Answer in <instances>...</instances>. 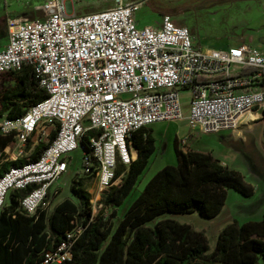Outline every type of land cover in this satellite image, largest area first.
<instances>
[{
    "label": "built area",
    "instance_id": "built-area-1",
    "mask_svg": "<svg viewBox=\"0 0 264 264\" xmlns=\"http://www.w3.org/2000/svg\"><path fill=\"white\" fill-rule=\"evenodd\" d=\"M42 1L45 19L7 20L0 74L31 67L47 97L21 118H1L0 132L14 134L20 156L30 141L36 146L48 142L52 131L56 136L36 161L2 175L0 211L11 191L29 190L21 205L34 215L78 149L81 176L98 178L107 192L118 181V166L134 161L133 132L184 119L183 90L191 93L188 121L194 130L236 132L262 118L264 51L249 45L197 51L190 30L169 15L160 28H140L135 19L140 3L113 0L112 8L78 16L71 15L68 0ZM244 69L250 72L240 74ZM207 77L220 79L204 81ZM87 130L99 133L89 140L90 152L81 143ZM71 246L64 242L46 252L40 264L70 262Z\"/></svg>",
    "mask_w": 264,
    "mask_h": 264
},
{
    "label": "trees",
    "instance_id": "trees-1",
    "mask_svg": "<svg viewBox=\"0 0 264 264\" xmlns=\"http://www.w3.org/2000/svg\"><path fill=\"white\" fill-rule=\"evenodd\" d=\"M244 69L240 74L249 73ZM0 119H18L47 97L31 67L0 74ZM207 77L204 81H217ZM8 82V83H7ZM264 121V111L262 112ZM87 130L82 146L90 152V138L98 136ZM27 145L28 156L1 164L4 150L16 143L14 134L0 132V178L13 166L36 161L55 138ZM131 148L138 157L129 167L119 165L116 179L102 197V207L94 213L90 194L79 176L70 186L72 197L56 205L51 214L43 208L34 215L21 205L29 190H13L10 204L0 214V264H40L46 252L62 243H71L72 260L66 264H258L264 262V215L260 221L243 224L234 221L219 234L215 251L210 252L205 233L176 220H162L165 214L198 213L202 218L217 217L224 209L228 188L245 196L254 187L237 170L225 166L210 152L183 150L176 140L177 165H167L146 184L143 192L124 211L119 209L132 194L138 180L156 152L152 128L133 132ZM33 147V148H32ZM111 211L110 214L108 212ZM72 235V237H70Z\"/></svg>",
    "mask_w": 264,
    "mask_h": 264
},
{
    "label": "rangeland",
    "instance_id": "rangeland-1",
    "mask_svg": "<svg viewBox=\"0 0 264 264\" xmlns=\"http://www.w3.org/2000/svg\"><path fill=\"white\" fill-rule=\"evenodd\" d=\"M75 15L103 11L115 6L113 0H68ZM126 3H140L143 0H124ZM39 0H0V46L9 42L6 20L23 16V20H42L46 18L44 2ZM33 13V15H32ZM165 15L172 17L175 24L187 27L192 35L194 49L228 50L239 45H250L264 51V4L255 6H204L191 0H146L135 12V19L142 26L160 28ZM37 17V18H36ZM5 82L0 77V86ZM8 83V82H7ZM5 84V83H4ZM184 119L174 122H160L152 126L156 138V152L147 168L140 176L132 194L125 200L119 213L124 211L143 192L146 184L154 175L167 165H177L176 140L181 149H194L210 152L228 167L239 171L245 180L254 187L252 196H245L235 189L228 188L227 202L222 212L215 218L205 219L198 213L165 214L149 226L162 220H176L191 225L195 230L205 233L210 252L215 251L220 232L229 224L237 221H260L264 215V121L246 125L243 136L236 137L232 130L204 133L192 129L188 117L191 110V93L180 92ZM187 145L184 146L185 140ZM17 144L7 153L8 162L21 159L17 155ZM69 170L58 180L56 187L62 189L59 197L51 205L71 197L70 186L82 172L83 151L78 149L69 155ZM118 180L117 183H120ZM100 193L103 191L100 189ZM102 207L99 193L93 194V210L97 213ZM49 208V206H45ZM111 211L108 212L110 214ZM1 214V211H0ZM258 264H264L262 260Z\"/></svg>",
    "mask_w": 264,
    "mask_h": 264
},
{
    "label": "crops",
    "instance_id": "crops-1",
    "mask_svg": "<svg viewBox=\"0 0 264 264\" xmlns=\"http://www.w3.org/2000/svg\"><path fill=\"white\" fill-rule=\"evenodd\" d=\"M42 0H39V3L41 2ZM39 3H36V4H39ZM70 13H71V15H74L75 13L72 11V7H71V3H70ZM32 15H33V13H32ZM17 18H19V19H23V16H20V17H17ZM37 18V17H36ZM8 19H10V18H7V20ZM7 20H6V24H7ZM138 26L140 27V28H142V27H146V26H142L141 24H138ZM8 30V29H7ZM8 45V43L7 44H5V45H2V46H0V51L1 50H3L6 46ZM239 46H241V45H239ZM250 46V45H249ZM237 47V46H236ZM252 47V46H251ZM206 51H209V50H206ZM246 126V125H245ZM245 126H242L241 127V129L240 130H238V131H236V132H234L233 131V133L235 134V136L236 137H240V136H243V129H244V127ZM152 128V127H151ZM52 128H50L49 127V129L48 130H51ZM152 130H153V128H152ZM53 133H55L54 131H52V134ZM51 134V135H52ZM153 135H154V130H153ZM51 137V136H50ZM192 138H193V136H191V138H190V140H189V142H191L192 141ZM33 146H34V144H33ZM11 147L12 146H9V147H7L5 150H4V157H3V159H2V161H1V164H6L8 161H9V158H8V156H7V153L11 150ZM189 147H190V149H194L192 146H191V144L189 145ZM33 148V147H32ZM183 150H185L184 148H183ZM194 150H197V149H194ZM15 151H17V155L18 156H20L19 155V148H18V145H17V149H15ZM25 151H26V153L24 154V155H21L20 157L22 158V157H26V156H28V152H27V147H26V149H25ZM198 151H200V150H198ZM132 153H133V156H134V160H136L137 159V157H138V151L136 150V149H134V148H132ZM0 155H1V153H0ZM221 161V160H220ZM221 163L223 164V165H225L224 163H223V161H221ZM225 166H227V165H225ZM66 174V173H65ZM64 174V175H65ZM63 175V176H64ZM62 176V177H63ZM61 177V178H62ZM118 180H121V177L118 179ZM58 182V181H57ZM57 182H55L54 184H52L51 185V187L49 188V190H48V196H47V199H46V204L44 205V206H42L41 208H43V209H45L46 211H47V213L48 214H51L52 213V211H53V209L50 211L49 209H50V207H51V205L52 206H54L53 204H54V202H55V200L59 197V192H60V190H62V189H60V188H58V187H56V183ZM83 188L90 194V196H91V203H92V205H93V194L94 193H96V191H97V193H99V196L101 197V199H102V197L104 196V193H100V186H99V181H98V178H96V177H93V178H85V181H84V183H83ZM72 197V196H71ZM10 198L11 197H8L7 198V200H6V205L8 206L9 204H10ZM67 198H70V197H67ZM66 199V198H65ZM64 199V200H65ZM64 200H62V201H60L59 203H57V205L58 204H60L61 202H63ZM49 206V208H45V206Z\"/></svg>",
    "mask_w": 264,
    "mask_h": 264
},
{
    "label": "flooded vegetation",
    "instance_id": "flooded-vegetation-1",
    "mask_svg": "<svg viewBox=\"0 0 264 264\" xmlns=\"http://www.w3.org/2000/svg\"><path fill=\"white\" fill-rule=\"evenodd\" d=\"M194 3L202 4L204 6H220V5H227V6H255V5H263L264 0H191Z\"/></svg>",
    "mask_w": 264,
    "mask_h": 264
},
{
    "label": "water",
    "instance_id": "water-1",
    "mask_svg": "<svg viewBox=\"0 0 264 264\" xmlns=\"http://www.w3.org/2000/svg\"><path fill=\"white\" fill-rule=\"evenodd\" d=\"M144 1H146V0H143L142 2H140V4L143 3Z\"/></svg>",
    "mask_w": 264,
    "mask_h": 264
}]
</instances>
